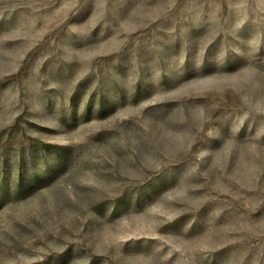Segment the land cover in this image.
Masks as SVG:
<instances>
[{
    "label": "rangeland",
    "instance_id": "1",
    "mask_svg": "<svg viewBox=\"0 0 264 264\" xmlns=\"http://www.w3.org/2000/svg\"><path fill=\"white\" fill-rule=\"evenodd\" d=\"M0 264H264V0H0Z\"/></svg>",
    "mask_w": 264,
    "mask_h": 264
}]
</instances>
